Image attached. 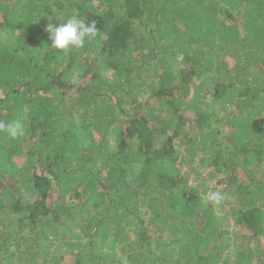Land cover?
Wrapping results in <instances>:
<instances>
[{"label": "trees", "instance_id": "obj_1", "mask_svg": "<svg viewBox=\"0 0 264 264\" xmlns=\"http://www.w3.org/2000/svg\"><path fill=\"white\" fill-rule=\"evenodd\" d=\"M12 120L0 264H264V0H0Z\"/></svg>", "mask_w": 264, "mask_h": 264}, {"label": "clouds", "instance_id": "obj_2", "mask_svg": "<svg viewBox=\"0 0 264 264\" xmlns=\"http://www.w3.org/2000/svg\"><path fill=\"white\" fill-rule=\"evenodd\" d=\"M54 20L56 19L48 16V23L45 25V31L51 41L49 48L54 50L67 52L81 49L87 42L95 40L99 33L95 20L85 22L76 16L59 23H53ZM0 132L15 140L25 134V127L19 120L0 122ZM207 199L218 204L222 200V194L219 191H210Z\"/></svg>", "mask_w": 264, "mask_h": 264}, {"label": "rangeland", "instance_id": "obj_3", "mask_svg": "<svg viewBox=\"0 0 264 264\" xmlns=\"http://www.w3.org/2000/svg\"><path fill=\"white\" fill-rule=\"evenodd\" d=\"M185 116H187V117H190V118H192L191 116H188V115H185ZM199 153H201V151H199ZM185 167V168H184ZM182 168V172H184L185 170L186 171H188L189 170V165L188 164H185L183 167H181ZM200 171L203 173V176H202V178H203V180H201V181H199V182H196V187L197 188H204V189H206V188H208V187H212V184H213V182H211V181H209L208 179H206L207 178V173L209 172H207V170H204V168L203 169H200ZM58 193L59 192H55V193H53L54 194V198H55V200H57L58 198H57V196H58ZM69 196H67V198H68Z\"/></svg>", "mask_w": 264, "mask_h": 264}]
</instances>
